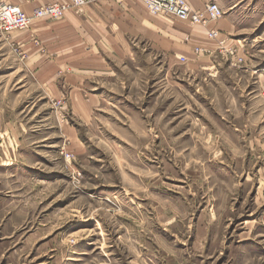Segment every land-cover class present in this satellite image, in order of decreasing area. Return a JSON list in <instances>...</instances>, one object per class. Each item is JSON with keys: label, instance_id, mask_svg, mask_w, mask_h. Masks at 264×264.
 I'll return each instance as SVG.
<instances>
[{"label": "rangeland", "instance_id": "obj_1", "mask_svg": "<svg viewBox=\"0 0 264 264\" xmlns=\"http://www.w3.org/2000/svg\"><path fill=\"white\" fill-rule=\"evenodd\" d=\"M209 1L236 34L170 17L208 43L129 63L85 124L19 70L52 3L0 0L32 18L0 21V264H264V0Z\"/></svg>", "mask_w": 264, "mask_h": 264}, {"label": "crops", "instance_id": "obj_2", "mask_svg": "<svg viewBox=\"0 0 264 264\" xmlns=\"http://www.w3.org/2000/svg\"><path fill=\"white\" fill-rule=\"evenodd\" d=\"M4 1L22 7L28 14L49 3L72 2ZM189 3L202 11L208 0H189ZM61 19L34 20L30 31L18 37L21 52L27 55L19 70L27 73L25 78L30 79L39 100L71 103L73 114L85 124L103 108L104 102L120 99V90H125L120 71L127 69L129 63L143 69L142 63L150 55L177 56L185 49L193 52L195 47L208 43L207 33L201 27L153 16L142 0H129L121 5L105 1L70 9ZM211 26L228 34L237 31L236 20L231 16ZM203 64L210 65L199 63L195 69L209 70ZM65 128L72 133L68 122ZM72 144L76 148L75 141ZM3 146L0 145V155L6 144Z\"/></svg>", "mask_w": 264, "mask_h": 264}, {"label": "built area", "instance_id": "obj_3", "mask_svg": "<svg viewBox=\"0 0 264 264\" xmlns=\"http://www.w3.org/2000/svg\"><path fill=\"white\" fill-rule=\"evenodd\" d=\"M104 1H110L117 4L127 3L129 0H73L71 3H52L43 8L37 9L32 17L57 19L62 18L65 12L71 7H80L86 5H95ZM149 13L153 16H167L181 19L192 23L193 25H208L211 22L223 18L222 8L215 1H209L205 5L202 13L196 12L190 5L189 0H142ZM32 18L26 16L22 11L10 5H0V21L9 30L28 28ZM218 33H211V36L217 37ZM183 59V58H182ZM61 104V102H59Z\"/></svg>", "mask_w": 264, "mask_h": 264}]
</instances>
